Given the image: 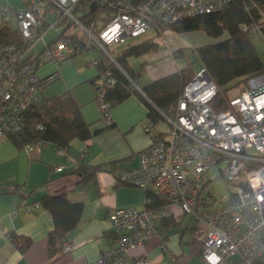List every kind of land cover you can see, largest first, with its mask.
<instances>
[{
  "label": "built area",
  "instance_id": "2783aa9c",
  "mask_svg": "<svg viewBox=\"0 0 264 264\" xmlns=\"http://www.w3.org/2000/svg\"><path fill=\"white\" fill-rule=\"evenodd\" d=\"M94 1L96 8L111 6L108 14L102 12L106 22H84L73 11L79 0H26L18 8L0 5V21L15 23L20 34L17 41L0 43V139L21 129L25 109L41 99L45 86L61 77L60 66L76 51L73 38L83 36L109 52V46L141 38L158 25L219 10L229 2ZM263 28L264 15L261 23L242 25L262 36ZM50 31L54 32L49 35ZM49 62L55 69L40 76L39 68ZM115 81L108 77L95 99L106 124L112 120L104 93ZM242 83L232 88L236 91L230 89L228 106L216 111L210 104L216 85L204 67L198 70L179 97L174 115L165 114L167 134L152 137L139 154L138 166L114 173L116 181L150 190L168 204L158 212L147 207H115L109 214L114 244L86 264H132L129 251L158 232L156 221L162 215L180 213L195 220L193 235L202 248L199 264H253L264 258V72ZM152 128L151 123L146 125V130ZM47 142L36 140L24 148L30 151ZM61 149L68 152V148ZM221 161V175L232 188L222 195L216 193L208 175ZM54 170L63 172L64 166ZM6 237L11 239V232ZM70 247L65 242V248ZM137 261L148 264L150 258L143 255Z\"/></svg>",
  "mask_w": 264,
  "mask_h": 264
},
{
  "label": "crops",
  "instance_id": "0c3cea01",
  "mask_svg": "<svg viewBox=\"0 0 264 264\" xmlns=\"http://www.w3.org/2000/svg\"><path fill=\"white\" fill-rule=\"evenodd\" d=\"M25 1L0 0V5L18 8L23 7ZM160 39L158 50L130 58L134 67L145 64L138 79L140 85H136L139 88L189 61L188 56L175 58V49L194 48L216 40L203 30L178 33L171 28L163 30ZM70 59L60 66L62 74L56 81L61 82V88L57 94L69 91L94 128L106 127L95 102L96 89L90 82L97 75L96 65L89 59L85 66H74ZM54 69L53 63H45L39 68V75H47ZM147 113L146 105L131 95L110 109L112 127L87 140L74 139L67 153L52 142L28 151L7 138L0 139V264H86L114 244L115 233L109 223L112 210L121 206L146 207V191L116 181L114 173L138 166L139 154L151 143L152 133L157 128L164 129L157 125L151 131L146 130L150 123ZM82 161L102 163L96 176L85 183H80L82 174L77 171ZM59 165L64 166L63 172L54 170ZM60 193H66L73 202L82 203L83 208L78 224L68 233L66 242L71 247L51 260L48 232L53 220L40 199ZM35 201L39 204L31 205ZM173 217L180 220V226L158 229L142 245L130 250L132 264H143L137 261L143 255L149 256L148 264H199L202 248L193 235L194 218L184 213ZM8 232L29 236L30 247L25 252L20 251L6 237Z\"/></svg>",
  "mask_w": 264,
  "mask_h": 264
},
{
  "label": "trees",
  "instance_id": "16d2710c",
  "mask_svg": "<svg viewBox=\"0 0 264 264\" xmlns=\"http://www.w3.org/2000/svg\"><path fill=\"white\" fill-rule=\"evenodd\" d=\"M93 1L79 0L73 8L74 13L84 22H106L107 15H102V12H109L111 6L105 4L92 11ZM263 15L264 0H229L219 10L184 17L170 25H158L153 30L155 35L128 42L120 52L112 55L114 60L109 55L98 58L95 64L98 72L90 79V82L98 93L106 79L110 76L114 77L115 83L104 93V99L109 103L110 108L127 97L135 95L146 105L149 122L155 128L166 121L165 114L170 117L174 115L178 99L185 86L197 75L199 69L196 63L200 62V67L205 68L216 85V92L210 100L211 106L216 111L225 109L229 104L230 89L238 86L248 77L264 72V60L251 38L252 32L249 29H242L244 24L261 23ZM166 28H171L178 33L203 30L216 40L194 48L175 49L173 51L175 58L188 56L193 59L178 70L141 86L140 90L134 83L143 74L145 64L141 63L138 67H134L130 63V58L158 50L161 34ZM19 39L20 34L16 26L11 21L1 20L0 43ZM72 41L77 43L73 56L95 46L83 36L73 38ZM105 125L104 128H94L93 123L85 119L81 106L72 94L65 91L60 94L42 96L39 101L31 103L24 111L21 129L9 131L6 138L18 148H23L27 143L36 140L52 142L59 148H69L74 139L87 140L106 128L112 127L114 122L111 121ZM165 134H167L166 130L157 128L152 133V137L157 138ZM101 168L102 163L90 164L82 161L77 168V171L82 174L80 183L93 179ZM145 191L146 196L149 197V202H146L149 210L158 212L168 204L167 200L154 192ZM40 202L50 212L53 220V226L48 232V249L50 259L54 260L68 250L65 248L68 233L78 224L83 206L80 202L71 201L66 193L45 195ZM156 226L158 229L168 230L180 226V220L172 215H162ZM11 234L10 240L20 251L25 252L30 247L32 240L29 236L15 232ZM253 264H264V258L255 260Z\"/></svg>",
  "mask_w": 264,
  "mask_h": 264
},
{
  "label": "rangeland",
  "instance_id": "374dc122",
  "mask_svg": "<svg viewBox=\"0 0 264 264\" xmlns=\"http://www.w3.org/2000/svg\"><path fill=\"white\" fill-rule=\"evenodd\" d=\"M6 1H11V0H6ZM13 25L15 26V23H13ZM54 31H50L49 35L52 34ZM147 35H155L153 30H150L147 34L143 35L142 37H145ZM251 38L259 52V54L261 55L262 59L264 60V37L260 34V33H252L251 34ZM140 39V38H138ZM138 39H133L132 41L138 40ZM125 44H116L113 46H109L108 50L109 52H106L105 50H103L102 48H100L99 46H92L89 50L84 51L74 57H72L70 60L73 61V65L76 66L77 64H79V66L83 65L85 66V63H87V61L89 59L93 60V59H98L101 58L104 55H115L118 52H120L121 48L126 45ZM193 59L190 58L189 61H187L184 65H187L188 62H190ZM51 63V62H50ZM201 63L197 62L196 66L198 69H200ZM62 73V71H61ZM56 81V80H55ZM61 82H52L50 84L47 85V87L45 88V91H42V96H49L52 94H57L59 92ZM135 85H140V81L137 80L135 83ZM241 85L243 84L242 82L240 83ZM239 84V85H240ZM238 86H234L239 87ZM233 87V88H234ZM236 91V89H232L231 92ZM160 127H163L164 129L169 127V124L165 121V122H161L159 124ZM224 166V162H219L217 163L209 172L208 175L210 176L211 179H213V184L215 186V190L217 194H228L232 188L231 185L222 177V172L220 170L221 167ZM216 177V178H215Z\"/></svg>",
  "mask_w": 264,
  "mask_h": 264
},
{
  "label": "water",
  "instance_id": "95a60500",
  "mask_svg": "<svg viewBox=\"0 0 264 264\" xmlns=\"http://www.w3.org/2000/svg\"><path fill=\"white\" fill-rule=\"evenodd\" d=\"M96 7H97V3H96V1H93L92 2V5H91V10L92 11H94L95 9H96ZM113 60H114V58H113ZM133 82V81H132ZM134 83V82H133ZM139 88V87H138ZM140 90H141V88H139Z\"/></svg>",
  "mask_w": 264,
  "mask_h": 264
}]
</instances>
